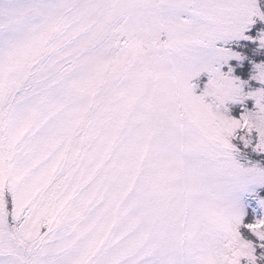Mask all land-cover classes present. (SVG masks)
Listing matches in <instances>:
<instances>
[{
    "label": "snow or ice",
    "instance_id": "1",
    "mask_svg": "<svg viewBox=\"0 0 264 264\" xmlns=\"http://www.w3.org/2000/svg\"><path fill=\"white\" fill-rule=\"evenodd\" d=\"M261 188L264 0H0V264H264Z\"/></svg>",
    "mask_w": 264,
    "mask_h": 264
},
{
    "label": "rangeland",
    "instance_id": "2",
    "mask_svg": "<svg viewBox=\"0 0 264 264\" xmlns=\"http://www.w3.org/2000/svg\"><path fill=\"white\" fill-rule=\"evenodd\" d=\"M246 43H248V42H245V41L239 42L240 45H245ZM234 62H236V63L231 64L229 61V64L224 67V70H227V68L231 66V67H233V75L238 76L240 79H245L244 76L239 75V73L237 72V68L235 67V65H237L238 62L237 61H234ZM196 79H197V81H206L207 76H206V74H201V76L196 78ZM201 90H202V87H198L196 90L197 94H199V92ZM250 104H251V102H250ZM227 114L233 118L239 119L240 116L243 115V112L240 109L239 105H229V111ZM238 158H239L241 163L245 162V158H244L243 154H241ZM257 191L264 192V188L257 189ZM240 202L245 207L246 211L251 210V212H252V219H249L248 216H245V223L252 222V220H254L255 218L264 217V209H261L258 206H256L255 201L251 199V197L248 193H243L240 195ZM250 206H251V208H250ZM244 232H245V230L242 229V235L244 234ZM245 238H247V237H245Z\"/></svg>",
    "mask_w": 264,
    "mask_h": 264
},
{
    "label": "trees",
    "instance_id": "3",
    "mask_svg": "<svg viewBox=\"0 0 264 264\" xmlns=\"http://www.w3.org/2000/svg\"><path fill=\"white\" fill-rule=\"evenodd\" d=\"M230 63L233 64V63H236V62L230 61ZM237 72L239 73V75H241V71L239 70V68H237ZM241 76H243V75H241Z\"/></svg>",
    "mask_w": 264,
    "mask_h": 264
}]
</instances>
